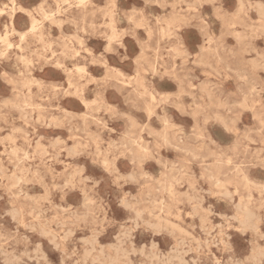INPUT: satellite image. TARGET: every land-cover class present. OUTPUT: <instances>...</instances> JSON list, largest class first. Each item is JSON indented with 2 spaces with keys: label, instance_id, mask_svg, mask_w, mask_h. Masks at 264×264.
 <instances>
[{
  "label": "rangeland",
  "instance_id": "374dc122",
  "mask_svg": "<svg viewBox=\"0 0 264 264\" xmlns=\"http://www.w3.org/2000/svg\"><path fill=\"white\" fill-rule=\"evenodd\" d=\"M262 60L264 0H0V264H264Z\"/></svg>",
  "mask_w": 264,
  "mask_h": 264
},
{
  "label": "bare ground",
  "instance_id": "6f19581e",
  "mask_svg": "<svg viewBox=\"0 0 264 264\" xmlns=\"http://www.w3.org/2000/svg\"><path fill=\"white\" fill-rule=\"evenodd\" d=\"M261 5V4H260ZM261 7V6H260ZM261 9V8H260ZM25 12V11H24ZM52 14V13H51ZM14 18V14H13V16H12V19ZM42 22V21H41ZM12 23V22H11ZM56 23V22H55ZM36 27H37V24H36V20H34V21H32V24H31V26H30V28L27 30V31H23V32H20V34H21V36H24L25 34H27V33H29V32H33L34 30H36ZM7 28V27H6ZM11 34H13V33H11ZM20 43V42H19ZM250 44V43H249ZM112 48V47H111ZM258 50V49H257ZM146 55V54H145ZM257 59V58H256ZM259 59V58H258ZM264 60H262L261 62H263ZM93 63V62H92ZM260 67V66H259ZM261 70V69H260ZM108 74V73H107ZM181 74V73H180ZM234 74V73H233ZM166 75V74H165ZM182 78H184V77H182ZM244 78V77H243ZM241 79V78H240ZM175 80V79H174ZM239 80V79H238ZM152 83V82H151ZM248 97V96H247ZM249 98V97H248ZM101 102V101H100ZM241 103V102H240ZM6 105V104H5ZM244 105V104H243ZM57 108V107H56ZM219 108V107H218ZM153 109V108H152ZM228 112H229V110H228ZM63 113H65V112H63ZM217 115V114H216ZM55 119H53V121H54ZM199 120V119H198ZM221 120H222V118H221ZM236 120V119H235ZM57 121V120H56ZM215 121V120H214ZM19 131H21V130H19ZM14 132V131H13ZM200 134V133H199ZM43 138V137H42ZM181 139V138H180ZM162 141V140H161ZM168 145V144H167ZM167 148V147H166ZM234 148V147H233ZM130 151V150H129ZM77 156V155H76ZM258 156V155H257ZM229 164V163H228ZM115 166V165H114ZM107 170V169H106ZM174 171V170H173ZM116 172V171H115ZM117 173V172H116ZM145 175V174H144ZM174 175V174H173ZM181 175H183V174H181ZM186 175V174H185ZM236 175V174H235ZM237 176V175H236ZM177 178V177H176ZM232 179V178H231ZM175 180V179H174ZM238 180V179H237ZM182 181V180H181ZM245 181V180H244ZM63 186V185H62ZM66 186V185H65ZM213 186V185H212ZM159 193V192H158ZM214 193V192H213ZM216 195H217V193H216ZM249 200V199H248ZM249 206V205H248ZM236 208V207H235ZM240 210V209H239ZM236 211H238V210H236ZM16 212V211H15ZM245 212H248V211H245ZM232 214V213H231ZM87 215V214H86ZM85 215V216H86ZM223 216V215H222ZM224 217H226V215H224ZM177 218V217H176ZM230 218H232V217H230ZM88 219V218H87ZM225 219V218H224ZM233 219V218H232ZM231 219V220H232ZM141 220V219H140ZM176 220V219H175ZM234 220V219H233ZM87 221V220H86ZM89 221V220H88ZM169 221H170V219H169ZM89 223V222H88ZM175 226V225H174ZM180 228V227H179ZM259 228V227H258ZM180 230H181V228H180ZM182 232V231H181ZM165 233H167V232H165ZM180 235V234H179ZM183 236V235H182ZM29 240V239H28ZM153 247V246H152ZM155 248V247H154ZM88 250V249H87ZM172 251V250H171ZM86 252V251H85ZM154 252H155V250H154ZM129 254V253H128ZM169 254H171V253H169ZM168 254V255H169ZM168 255H166V256H168ZM172 255V254H171ZM6 256V255H5ZM38 256V255H37ZM46 256V255H45ZM27 257V256H26ZM40 257V256H39ZM5 258V257H4ZM174 258V257H173ZM178 258V257H177ZM34 259V258H33ZM84 259V258H83ZM171 259V258H170ZM110 260V259H109ZM169 260V259H168ZM45 261V260H44ZM174 261V260H173ZM21 262H22V260H21ZM32 262V261H31ZM42 262V261H41ZM175 262V261H174ZM173 262V263H174ZM133 263V262H132ZM167 263H169V262H167Z\"/></svg>",
  "mask_w": 264,
  "mask_h": 264
},
{
  "label": "crops",
  "instance_id": "0c3cea01",
  "mask_svg": "<svg viewBox=\"0 0 264 264\" xmlns=\"http://www.w3.org/2000/svg\"><path fill=\"white\" fill-rule=\"evenodd\" d=\"M22 9L23 10H30V9H28L27 7H25V6H22ZM23 32V31H22Z\"/></svg>",
  "mask_w": 264,
  "mask_h": 264
}]
</instances>
